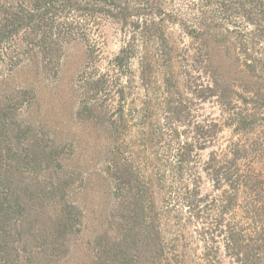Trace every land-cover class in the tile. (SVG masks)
<instances>
[{
  "label": "trees",
  "instance_id": "16d2710c",
  "mask_svg": "<svg viewBox=\"0 0 264 264\" xmlns=\"http://www.w3.org/2000/svg\"><path fill=\"white\" fill-rule=\"evenodd\" d=\"M76 43L87 62L70 96L100 145L66 143L64 173L40 160L64 148L19 119L34 91L9 82L54 76ZM83 165L113 203L93 240ZM39 216L52 229L36 236ZM75 236L98 248L91 264H264V0H0V252L28 264Z\"/></svg>",
  "mask_w": 264,
  "mask_h": 264
},
{
  "label": "rangeland",
  "instance_id": "374dc122",
  "mask_svg": "<svg viewBox=\"0 0 264 264\" xmlns=\"http://www.w3.org/2000/svg\"><path fill=\"white\" fill-rule=\"evenodd\" d=\"M105 54L108 55L114 52L119 46V29L117 24H107L104 30ZM185 40L189 39L185 37ZM87 62V50L85 45L82 43H76L68 46L64 55L61 59L58 69L54 73V76L45 73V70H40L35 72L33 69H27L21 71L10 80V87L18 86L21 90L32 89L34 91V96L28 95L27 99L32 96L33 106L30 108H22L20 110L19 119L25 126L30 127V134L38 132L39 137L48 138L52 140L58 146L64 148V152L58 157H51L50 160H45L40 158L41 165L44 166L46 161L58 160L61 161L62 169L66 173V143L75 142L78 144L89 145V147L98 148L100 145L99 137L100 130L92 125L89 121L84 119H79L76 117V103L74 96H70L71 87L77 78L78 73L84 68ZM14 84V85H13ZM6 91V87L2 85V92ZM8 91V90H7ZM10 96L13 98H22L20 93L10 92ZM210 109V108H209ZM27 110V111H26ZM41 129V131H40ZM228 130L223 133V138L220 142L225 144L230 137ZM99 138V139H98ZM77 139V140H76ZM51 141V142H52ZM51 142H47L51 145ZM103 151V150H101ZM46 151L45 153H47ZM97 157V155H96ZM96 160V158H95ZM95 165V161L93 166ZM51 168V165H49ZM84 167V165H83ZM87 166L84 170H87ZM89 184L87 185V190L85 191V203L88 207L87 210V227L91 231V235L88 236L92 240L98 234H101L105 229H108L107 222L110 221L107 217L108 211L111 208L112 198L104 195H99L101 190L100 185H97V178L93 173V169H88ZM92 172V173H91ZM45 173L48 174L46 170ZM59 177H63L62 172H58ZM26 182H30L29 179H25ZM102 191V190H101ZM77 199L80 196H76ZM46 215H54L52 219L57 214V206L50 204H43ZM35 223L37 225L34 228H40L38 232H34L37 236L39 233H48L52 229L48 219H43V216L35 217ZM47 230V231H46ZM109 234L115 233V231H108ZM84 238V236H83ZM81 236H75L74 240L76 242H81L80 245L72 247L67 253L66 251H57L53 257H48V255H42L40 257H33L28 264H91L92 261H96V256L90 253L96 254L98 248H92L91 251H87L89 248L85 244ZM13 247H18V244L14 243ZM90 249V248H89ZM16 252V253H15ZM87 252L86 255H83ZM22 251H12L11 254H6L0 252V264H17L22 263L21 255ZM93 261V262H94Z\"/></svg>",
  "mask_w": 264,
  "mask_h": 264
}]
</instances>
